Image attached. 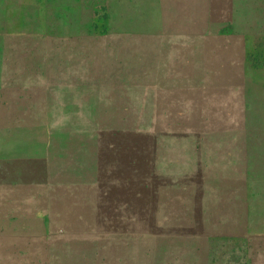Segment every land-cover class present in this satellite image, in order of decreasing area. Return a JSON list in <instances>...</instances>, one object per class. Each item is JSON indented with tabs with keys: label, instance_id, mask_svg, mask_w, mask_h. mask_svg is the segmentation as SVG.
I'll use <instances>...</instances> for the list:
<instances>
[{
	"label": "rangeland",
	"instance_id": "374dc122",
	"mask_svg": "<svg viewBox=\"0 0 264 264\" xmlns=\"http://www.w3.org/2000/svg\"><path fill=\"white\" fill-rule=\"evenodd\" d=\"M216 262L264 264V0H0V264Z\"/></svg>",
	"mask_w": 264,
	"mask_h": 264
},
{
	"label": "water",
	"instance_id": "95a60500",
	"mask_svg": "<svg viewBox=\"0 0 264 264\" xmlns=\"http://www.w3.org/2000/svg\"><path fill=\"white\" fill-rule=\"evenodd\" d=\"M217 245V243L216 242H214V241H209L208 243H207V245H206V257L207 258H210V256H213V257H215L216 258V261L219 259V254H218V252H212V250L215 248V246ZM208 264H210V263H208ZM216 264H219V263H217L216 262Z\"/></svg>",
	"mask_w": 264,
	"mask_h": 264
},
{
	"label": "trees",
	"instance_id": "16d2710c",
	"mask_svg": "<svg viewBox=\"0 0 264 264\" xmlns=\"http://www.w3.org/2000/svg\"><path fill=\"white\" fill-rule=\"evenodd\" d=\"M208 243V242H207ZM206 264H208V263H206Z\"/></svg>",
	"mask_w": 264,
	"mask_h": 264
}]
</instances>
